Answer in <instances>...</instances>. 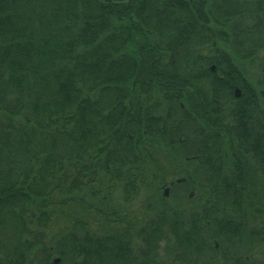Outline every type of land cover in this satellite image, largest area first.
<instances>
[{"label": "trees", "instance_id": "16d2710c", "mask_svg": "<svg viewBox=\"0 0 264 264\" xmlns=\"http://www.w3.org/2000/svg\"><path fill=\"white\" fill-rule=\"evenodd\" d=\"M261 51L264 0H0V264H263Z\"/></svg>", "mask_w": 264, "mask_h": 264}, {"label": "rangeland", "instance_id": "374dc122", "mask_svg": "<svg viewBox=\"0 0 264 264\" xmlns=\"http://www.w3.org/2000/svg\"><path fill=\"white\" fill-rule=\"evenodd\" d=\"M220 45H222L221 41H217ZM228 49V48H227ZM235 59L237 60V63L239 65V67L241 68V70L243 71L244 75L246 76V78L250 81V83L254 86H261L264 84V51H261L257 56H255L254 58H249V59H245V58H241L238 56H235ZM241 90V89H240ZM166 188L168 189V194L167 196H164V198H168L171 200V196L173 195L171 192L173 191L172 188L166 186ZM152 190H148V189H143L140 190L139 193L129 202H123L121 195H120V191L116 190L114 192V198L115 201L120 203L122 206H124L123 208L125 209L126 213L129 216H137V219L139 218V214L141 212L140 208L142 207V204L146 203L147 201H151L152 205H156L159 201H158V194L155 193L152 196ZM162 189H160V193L162 194ZM182 191V190H181ZM180 192V191H178ZM188 196L191 193V195H193L194 191L193 189L189 188L187 190ZM123 203V204H122ZM130 213V214H129ZM97 214H95L94 212H92V214H90L88 217V222L90 223L91 227L98 229V223H99V218H97L96 216ZM142 215H144L142 213ZM136 222V219L134 220ZM64 221H60V223H56V224H52L50 226L47 227V229L45 230V234L44 237L47 240H52L54 239V237L57 235L58 231L61 230L66 224L63 223ZM7 233L1 234L0 235V239H4L5 235H7V237L5 238V243H7V245H10L9 241L11 242V235L10 232L5 231ZM10 238V239H9ZM8 239V240H7ZM1 241V240H0ZM2 242V241H1ZM138 245V244H137ZM217 245V243L215 244ZM137 248L138 247H134L135 252L137 253ZM139 250V249H138ZM264 251V247L263 248H257L254 250V254L256 255V261H264V256L262 259V252ZM159 256H158V260L159 261H164L165 259H167L165 256V254L167 253V251L161 246L160 248H158L157 250ZM207 255V252H205V257ZM39 256L38 253H33V255L31 256L32 259V263L31 264H37V260H38ZM54 259H56L57 257H53ZM169 258V257H168ZM59 259V258H58ZM54 261V260H53ZM176 264H183L181 262H176Z\"/></svg>", "mask_w": 264, "mask_h": 264}, {"label": "water", "instance_id": "95a60500", "mask_svg": "<svg viewBox=\"0 0 264 264\" xmlns=\"http://www.w3.org/2000/svg\"><path fill=\"white\" fill-rule=\"evenodd\" d=\"M210 69L213 70L214 69V66H211ZM240 95H241V90L238 87H235L233 89V96L234 97H239ZM167 192H168V189H165V191H164V195L165 196L167 195ZM58 261H59L58 258L54 259V263H58Z\"/></svg>", "mask_w": 264, "mask_h": 264}, {"label": "flooded vegetation", "instance_id": "af4514ba", "mask_svg": "<svg viewBox=\"0 0 264 264\" xmlns=\"http://www.w3.org/2000/svg\"><path fill=\"white\" fill-rule=\"evenodd\" d=\"M165 189H167L166 186H164V187L162 188V190H163V191H162V195H164V191H165ZM168 189H169V188H168ZM167 194H168V192H167ZM164 196H165V195H164ZM166 196H167V195H166ZM189 196H192L191 193L189 194ZM216 246H217V245H216ZM219 259L221 260L220 257H219ZM263 264H264V263H263Z\"/></svg>", "mask_w": 264, "mask_h": 264}]
</instances>
